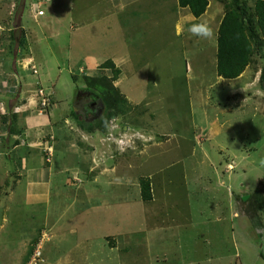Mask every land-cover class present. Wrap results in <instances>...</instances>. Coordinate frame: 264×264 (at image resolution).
Wrapping results in <instances>:
<instances>
[{
  "label": "rangeland",
  "instance_id": "1",
  "mask_svg": "<svg viewBox=\"0 0 264 264\" xmlns=\"http://www.w3.org/2000/svg\"><path fill=\"white\" fill-rule=\"evenodd\" d=\"M11 1L10 13H4L2 19L3 22L8 21L6 26L16 24L23 2ZM41 1L31 0L23 11L22 21L34 36L39 28L33 20L26 18V14L34 10L35 6L37 9L42 4ZM8 2L0 0V6L6 5L5 8H8ZM43 3V7L50 5L46 0ZM209 3L208 9L217 11L221 17L225 10L224 5H228L240 15L246 26L251 53L247 64L236 77H217L213 56L215 35L211 32L207 38L199 35V41L183 42L184 52L191 53L194 48V53L188 54L187 59L185 56L181 58V53L174 55L181 51L180 42H167L170 49L176 50L173 60L167 64V69L172 64L177 68H173V74H168L167 82L174 81L175 84L152 102L150 111L143 102L131 109L127 103L130 100L119 95L118 102L108 97L96 100L88 115L81 116L79 121L74 119L75 125L64 124V132L74 139L82 151H89L92 147L85 145L81 139L82 131L77 126L94 132V141H97V158L92 163L96 165L93 168L97 171L89 174L91 166L88 158L83 165L85 175H78L79 179L75 177L78 179L76 188L88 181L99 184L95 193L88 189L80 192L87 199H78L73 206L76 215L91 220L87 222L88 226L83 225L81 231H94L95 235L100 233V236L102 233L101 243L113 246V251L118 248L121 252L129 244L130 258L134 255L136 264H214L210 253H227L228 248L232 253L237 251V256L241 258L247 253L242 250L239 242L240 235L243 240L247 239L244 231L240 232L235 227L232 234L228 230L220 233L217 230V234H214L217 226L213 219L221 216V224L227 228L229 222L226 218L232 209L235 213L242 210V215L253 225L262 223L264 40L253 13L254 0H210ZM53 6L60 10L62 3L53 0L50 7ZM45 14L48 15V12ZM167 26L171 24L167 23L165 28ZM20 37L21 33L17 29L10 30V35L6 31V43L0 47V69H4V74L8 72L7 69L19 70L18 64L14 65L16 56L19 51L20 54L25 53L21 52V47L19 50L17 48ZM29 37V40L33 39ZM154 37L152 34L148 42H154ZM28 39V45L34 50L37 73L32 74L26 68L29 59L23 63L22 70L33 76L37 74L39 78L40 69L50 67L53 71L51 70V77L43 86L36 84L34 87V83L28 85V88L26 86L27 93L32 91L35 99L38 88L50 94L44 86L48 87L59 73V91L61 94H68L71 81L68 75L70 72L67 70L76 69L77 63L62 64L61 61L65 60H61V55L70 53L71 60H75L80 53L79 49L71 52L74 45L63 42V39L61 42H29ZM168 39L180 38L170 34ZM121 45L117 38L115 42H99L98 50L97 44L92 43L89 46L100 54L103 52L100 46H105V50H111L112 46L116 51L122 49ZM130 45L134 51L145 50L137 44ZM154 48L151 46L146 50L153 55ZM9 58L11 61H8ZM184 60L189 61L191 68L192 78L189 82L183 80ZM152 61L148 67L152 65L155 70L154 64L161 66L157 60ZM77 72L75 74L78 76ZM11 74L7 77L13 80ZM1 76L5 77L3 74ZM25 77L29 78L27 75ZM162 79L163 77L160 80ZM82 104L83 102L80 106ZM77 107L76 113L79 110V106ZM5 120L1 118V122L5 123ZM6 153L7 151L2 157L0 155V194L6 192L4 187L9 182L14 181L5 168L8 166ZM140 177L147 178L152 201L140 199ZM72 216L75 215H71L69 219L73 223L76 220L83 221L75 220ZM41 230L46 231L44 228ZM228 236L230 240L235 237L237 243L233 245ZM219 237L223 238L220 242L223 251L214 246V240ZM96 238L100 241L99 236L96 235ZM29 243L30 240L26 245L27 257L32 252L31 248L29 252ZM40 248L41 245V257ZM102 253L104 254L101 251L97 255L102 257ZM3 254L1 251L0 261ZM237 256L231 258L236 259ZM113 257L112 261L116 256ZM124 257L127 262L128 256Z\"/></svg>",
  "mask_w": 264,
  "mask_h": 264
},
{
  "label": "crops",
  "instance_id": "2",
  "mask_svg": "<svg viewBox=\"0 0 264 264\" xmlns=\"http://www.w3.org/2000/svg\"><path fill=\"white\" fill-rule=\"evenodd\" d=\"M8 1V8H5L6 5L0 6V47L6 43V31L10 35V30L17 29L19 34L21 33V39L15 42H18V50L21 47V52L25 53L22 55L19 51L16 56L14 65L18 64L19 70L7 69L8 72L4 74V69H0V155L2 157L7 151L8 166L5 168L14 179L4 187L6 192L0 194V249L4 253L0 262L1 264H104L102 262L136 264L134 255L130 258L129 244L128 247H124L126 251L120 252L118 248L113 251V246L101 243L102 233L101 236L100 233L96 234L100 237L98 241L94 231L87 230V233L81 231L91 220L76 215L73 206L78 199L81 201L86 197L84 194L80 195V192L88 189L95 193L99 184L88 181L76 188L75 177L85 175L83 165L88 158L91 166L89 174L97 171L93 168L96 165L92 164L97 158L95 155L97 141H94V132L82 130L77 126L78 130L82 131L81 139L84 140L85 145L92 147L89 151H82L77 147L74 139L69 138L64 132V124L75 125L72 112L76 111L75 109L86 96L85 93L77 90L79 87L97 94H102L108 88H116L121 97L130 100L127 103L131 109L143 102L150 111L152 102L158 100L169 86L175 84L174 81L167 82L168 74L174 73L173 64L169 69L167 64L173 60L174 55L181 53V58L185 56L187 59L188 54L194 53V48L191 53L184 52L183 44L188 41H199V35L191 31L193 26L206 25L216 39L221 16L217 11L208 9L210 0H207V7L205 6V10L197 17H194L187 7L179 6L177 0H57L62 3L60 10L54 6V8L50 7L53 0H46L50 5L43 7L44 0H42V4L38 7L43 10L41 15L35 14L36 6L26 14V18L33 20L39 28L34 36L22 21L24 7L28 6L31 0H22L21 12L16 24L6 26L8 21L3 22L2 19L4 13H10L12 1ZM46 12L48 15L45 14ZM167 23L171 26L165 28ZM152 34L155 35L154 42H148ZM170 34L180 39L169 40ZM29 36L33 39L29 40ZM117 38L122 44L120 50L114 51L112 46L111 50H105V46H100L103 52L99 54L89 46L92 43L97 44L98 50L99 42H115ZM27 39L29 42H61L63 39V42L74 45L71 52H75L77 48L80 52L75 60H71L70 53L61 55V60H65L61 61L62 64L77 63L76 69L67 70L70 72L68 73L71 81L70 91L68 94L60 93L58 73L48 87L44 86L50 91L51 105L42 114L37 112L34 94L32 91L27 93L26 86L28 88V85L34 83L36 87V84L42 85L47 82L51 77L52 69L50 67L40 69V78L36 76L37 74L33 76L22 70L23 63L28 59L34 64V50L28 45ZM167 42H180L181 51L174 54L176 50L170 49ZM130 44H137L145 50L134 51ZM151 46L155 47L153 55L146 50ZM213 56L215 66V50ZM152 59L157 60L161 66L153 63L155 70L152 65L148 67L153 62ZM8 61H11V58ZM183 63L182 73L185 75L183 80L189 82L192 78L189 61L184 60ZM9 73L13 74L11 75L14 83L7 77ZM2 74L5 77L2 78ZM26 75L29 78H26ZM162 77L163 79L160 80ZM14 86L15 89H12ZM11 100L13 102L10 103ZM91 106L92 104L89 103L82 107V110L85 111L88 107L90 110ZM1 118L6 119L5 123L1 122ZM159 129L161 130L160 127ZM47 147L51 148L49 161L45 160L43 152ZM152 200L153 198L149 201ZM231 210L226 218L229 222L227 228L221 224V219L223 220L221 216L213 219L217 226L213 233L217 234V230L219 233L228 230L232 234L235 227L240 232L243 230L247 239L243 240L240 235L239 242L242 244V250L247 253L240 258L237 256V251L232 253L229 248L227 253L215 251L213 254L210 253L214 264H264V214L261 215L262 223L253 225L242 215V210L237 213ZM71 215H75L72 216L75 220L83 219V221L76 220L73 223L69 219ZM43 228L46 229L45 232L41 230ZM228 239L233 245L237 243L235 237H231L230 240L228 236ZM29 240V252L30 248L32 250L36 242L40 241L38 247L41 245V259L37 262L27 257L26 245ZM222 241L221 237L214 240V246H218L221 251L224 250L220 247ZM101 251L104 252L102 257L97 255ZM112 254L116 256L114 261ZM124 255L128 256L127 262ZM231 256L237 258L233 259Z\"/></svg>",
  "mask_w": 264,
  "mask_h": 264
},
{
  "label": "trees",
  "instance_id": "3",
  "mask_svg": "<svg viewBox=\"0 0 264 264\" xmlns=\"http://www.w3.org/2000/svg\"><path fill=\"white\" fill-rule=\"evenodd\" d=\"M177 4L187 7L194 17L199 16L207 5V0H177ZM225 10L216 30L215 39V73L222 78L236 77L247 64L251 53V45L246 35V26L244 25L240 15L224 5ZM253 13L256 18L257 26L260 30L261 38L264 40V0H254ZM77 90L81 92H89L90 99L84 97L82 106H79L77 113L72 112L75 120H80L81 116H86L90 110H82V107L95 98L100 100L108 97L115 102L119 100V93L116 88H108L102 94L89 91L86 88L79 87ZM86 99V100H85ZM78 109V107H77ZM112 114V113H109ZM82 118V117H81ZM140 199L146 201L151 199L148 180L146 177L138 179Z\"/></svg>",
  "mask_w": 264,
  "mask_h": 264
},
{
  "label": "built area",
  "instance_id": "4",
  "mask_svg": "<svg viewBox=\"0 0 264 264\" xmlns=\"http://www.w3.org/2000/svg\"><path fill=\"white\" fill-rule=\"evenodd\" d=\"M35 13L37 15H41L43 13V10L38 8V6H37ZM25 66L32 74H35L37 72L35 65L32 64L31 62H29ZM35 96H36V106L38 108V112H45L47 110V108H49V106L51 105L50 94L45 93L41 88H38ZM43 152L45 153V160H48V158L51 154V148L47 147V148L43 149ZM75 181H77V180L75 179ZM39 243H40V241L36 242V244L34 245V247L32 249L30 257H29V260H32L33 262H37L38 260L41 259L39 247H38Z\"/></svg>",
  "mask_w": 264,
  "mask_h": 264
},
{
  "label": "clouds",
  "instance_id": "5",
  "mask_svg": "<svg viewBox=\"0 0 264 264\" xmlns=\"http://www.w3.org/2000/svg\"><path fill=\"white\" fill-rule=\"evenodd\" d=\"M38 7H39V5H38ZM191 31L195 35H200V36H204V37H207L208 35H210V29L204 24L194 25L193 28L191 29Z\"/></svg>",
  "mask_w": 264,
  "mask_h": 264
},
{
  "label": "flooded vegetation",
  "instance_id": "6",
  "mask_svg": "<svg viewBox=\"0 0 264 264\" xmlns=\"http://www.w3.org/2000/svg\"><path fill=\"white\" fill-rule=\"evenodd\" d=\"M81 93H85L84 95H86V96L89 95V96H87V97H89V99H90V94H89V92L85 91V92H81ZM92 99H93V100H91V101L89 102L90 104H93V103L96 102V99H95V98H92ZM89 103H88V104H89ZM88 104H87V105H88Z\"/></svg>",
  "mask_w": 264,
  "mask_h": 264
}]
</instances>
